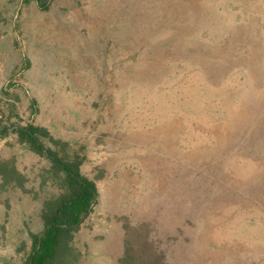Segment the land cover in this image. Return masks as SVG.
Here are the masks:
<instances>
[{
	"label": "rangeland",
	"instance_id": "1",
	"mask_svg": "<svg viewBox=\"0 0 264 264\" xmlns=\"http://www.w3.org/2000/svg\"><path fill=\"white\" fill-rule=\"evenodd\" d=\"M47 149L96 185L54 264H264V0H0V264L62 192Z\"/></svg>",
	"mask_w": 264,
	"mask_h": 264
},
{
	"label": "trees",
	"instance_id": "2",
	"mask_svg": "<svg viewBox=\"0 0 264 264\" xmlns=\"http://www.w3.org/2000/svg\"><path fill=\"white\" fill-rule=\"evenodd\" d=\"M36 2L41 9L48 7V0ZM16 131L34 149L43 150L38 142V136L46 132L43 128L28 125L18 127ZM47 154L54 167L64 173L61 181L63 189L57 197L44 201L41 211L43 230L39 235L33 236L31 250L24 264H54L64 238L77 228L89 211L96 193L95 182L80 173L77 163L66 162L49 149ZM8 164L7 161H0V176L4 182L10 180L11 173L18 174Z\"/></svg>",
	"mask_w": 264,
	"mask_h": 264
}]
</instances>
